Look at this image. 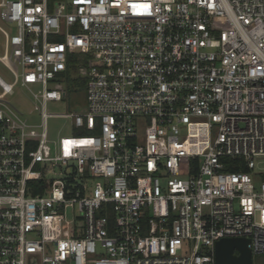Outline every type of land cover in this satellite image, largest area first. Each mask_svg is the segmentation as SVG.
<instances>
[{
	"label": "built area",
	"instance_id": "1",
	"mask_svg": "<svg viewBox=\"0 0 264 264\" xmlns=\"http://www.w3.org/2000/svg\"><path fill=\"white\" fill-rule=\"evenodd\" d=\"M0 19V264L264 254V0H0ZM73 58L85 97L59 117L81 135L55 141Z\"/></svg>",
	"mask_w": 264,
	"mask_h": 264
},
{
	"label": "rangeland",
	"instance_id": "2",
	"mask_svg": "<svg viewBox=\"0 0 264 264\" xmlns=\"http://www.w3.org/2000/svg\"><path fill=\"white\" fill-rule=\"evenodd\" d=\"M0 27L8 32L10 35L13 34V28H10L0 19ZM4 36L0 32V56L3 55L4 50ZM0 79L6 84H12L14 78L12 74L0 63ZM78 79V78H76ZM80 83H78V89L72 90L70 89V109L66 107L64 102H49L47 103L46 110L49 114L58 115L57 117L50 118L47 121V128L51 138L57 141L60 137L64 136H80L81 134L77 132L70 131V124L68 120H65L60 115L68 114L69 112L77 111L79 106H82L84 97H85V86L84 80L79 79ZM83 84H82V83ZM1 92V91H0ZM7 100L10 104H12L15 108L20 110L25 114V117L34 123H38V118L31 114L32 112V104L30 102V96L26 92L25 89L20 88L19 86H15L13 89V93L8 95ZM253 264H264V254L263 255H253L252 257Z\"/></svg>",
	"mask_w": 264,
	"mask_h": 264
},
{
	"label": "water",
	"instance_id": "3",
	"mask_svg": "<svg viewBox=\"0 0 264 264\" xmlns=\"http://www.w3.org/2000/svg\"><path fill=\"white\" fill-rule=\"evenodd\" d=\"M248 245V239L227 238L217 241L215 264H252V253Z\"/></svg>",
	"mask_w": 264,
	"mask_h": 264
},
{
	"label": "trees",
	"instance_id": "4",
	"mask_svg": "<svg viewBox=\"0 0 264 264\" xmlns=\"http://www.w3.org/2000/svg\"><path fill=\"white\" fill-rule=\"evenodd\" d=\"M75 57V56H74ZM85 58V56H84ZM75 60V58L72 59L71 62H69L68 64V68L69 71L67 72L68 74V79H67V86H68V90L72 89V90H76L78 89V83H80L79 79L76 78H70L69 74L71 73V71H75L76 68L72 65V62ZM82 83V82H81ZM83 84V83H82ZM231 171H236V169H230Z\"/></svg>",
	"mask_w": 264,
	"mask_h": 264
}]
</instances>
